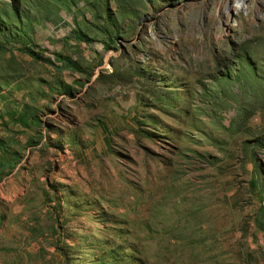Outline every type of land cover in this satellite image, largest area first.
<instances>
[{
    "label": "rangeland",
    "instance_id": "obj_1",
    "mask_svg": "<svg viewBox=\"0 0 264 264\" xmlns=\"http://www.w3.org/2000/svg\"><path fill=\"white\" fill-rule=\"evenodd\" d=\"M0 264H264V0H0Z\"/></svg>",
    "mask_w": 264,
    "mask_h": 264
},
{
    "label": "bare ground",
    "instance_id": "obj_2",
    "mask_svg": "<svg viewBox=\"0 0 264 264\" xmlns=\"http://www.w3.org/2000/svg\"><path fill=\"white\" fill-rule=\"evenodd\" d=\"M241 2L243 1V0H240Z\"/></svg>",
    "mask_w": 264,
    "mask_h": 264
},
{
    "label": "trees",
    "instance_id": "obj_3",
    "mask_svg": "<svg viewBox=\"0 0 264 264\" xmlns=\"http://www.w3.org/2000/svg\"><path fill=\"white\" fill-rule=\"evenodd\" d=\"M1 48V47H0Z\"/></svg>",
    "mask_w": 264,
    "mask_h": 264
}]
</instances>
